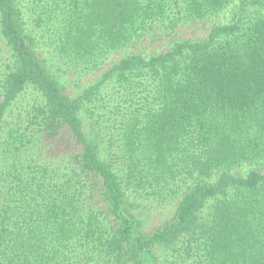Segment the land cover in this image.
I'll use <instances>...</instances> for the list:
<instances>
[{
    "label": "trees",
    "instance_id": "obj_1",
    "mask_svg": "<svg viewBox=\"0 0 264 264\" xmlns=\"http://www.w3.org/2000/svg\"><path fill=\"white\" fill-rule=\"evenodd\" d=\"M2 50L0 264H264V0H0Z\"/></svg>",
    "mask_w": 264,
    "mask_h": 264
},
{
    "label": "rangeland",
    "instance_id": "obj_2",
    "mask_svg": "<svg viewBox=\"0 0 264 264\" xmlns=\"http://www.w3.org/2000/svg\"><path fill=\"white\" fill-rule=\"evenodd\" d=\"M232 12L231 10L225 12L223 15H221L218 18H215L214 20L219 21H228L231 18ZM208 24L211 25L213 23V20H207ZM194 26L189 25L186 27L185 31L188 34H193ZM165 32L159 37V40L151 41V39H148L147 41L143 42L144 47H148L150 49H155L160 45H164L167 41L165 38ZM0 57L1 62L5 61L8 57V54L5 53L4 50L0 51ZM2 69H0L1 71ZM54 71H57V67H54ZM94 74H84L80 78V76L74 77V76H65L63 77V81L66 82L68 89H73L77 84L83 85L87 80L91 79ZM64 82V83H65ZM34 93L32 91L26 92L21 99L18 101L17 105H14L13 107L9 106V108L5 111L3 114L4 118L7 117V119H10V113H11V119H25L26 111L30 108V103L33 100ZM24 115V116H23ZM107 125L110 126V128L113 127V121L109 120L107 121ZM111 131V130H110ZM60 141H56L55 143L53 141L49 142L51 144V150L55 152L56 150H61V146L59 144ZM255 163H252L251 165L248 162H245L244 168H241V171H244V169H249L251 166H258L260 165L262 169L264 170V157L261 159H256ZM258 163V164H257ZM179 198H172L168 201L160 200L158 198H155L154 195H151L149 198L143 199L142 202L144 203V210L142 211L143 219L145 220V224L147 229H152L154 227H157L161 225L166 220L170 219L175 211V207L178 203ZM207 208H210L209 206Z\"/></svg>",
    "mask_w": 264,
    "mask_h": 264
}]
</instances>
